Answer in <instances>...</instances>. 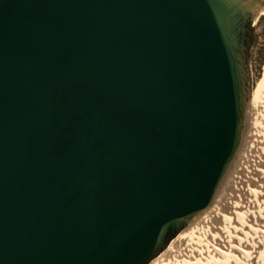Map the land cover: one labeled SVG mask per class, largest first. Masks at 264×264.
<instances>
[{"label":"water","instance_id":"obj_1","mask_svg":"<svg viewBox=\"0 0 264 264\" xmlns=\"http://www.w3.org/2000/svg\"><path fill=\"white\" fill-rule=\"evenodd\" d=\"M264 0H0V264H150L242 148Z\"/></svg>","mask_w":264,"mask_h":264},{"label":"bare ground","instance_id":"obj_2","mask_svg":"<svg viewBox=\"0 0 264 264\" xmlns=\"http://www.w3.org/2000/svg\"><path fill=\"white\" fill-rule=\"evenodd\" d=\"M263 12L264 9L261 10L260 15ZM250 106L247 124L252 109ZM246 140L248 136L245 133L242 147ZM256 163L257 168L253 167L250 176L245 175L247 172L243 174L245 171L238 172L237 181L239 184L242 180L244 182L236 186L231 184L228 192L237 194L236 202L231 196L220 195L221 187L212 205L175 237L167 249L150 264H159L166 260L172 249L188 235L194 249L184 253L177 264H196L205 260H213L217 264H264V161L259 166L258 162ZM234 170L233 173L236 172ZM245 182L252 186H245L243 184ZM254 195L258 198L257 201L253 199ZM227 258L230 260L226 262Z\"/></svg>","mask_w":264,"mask_h":264},{"label":"rangeland","instance_id":"obj_3","mask_svg":"<svg viewBox=\"0 0 264 264\" xmlns=\"http://www.w3.org/2000/svg\"><path fill=\"white\" fill-rule=\"evenodd\" d=\"M251 29H252V42L250 46L249 55H250V68L252 72L253 82H252V96L250 101V105H251L250 109L252 108L251 109L252 115L250 112L246 132H245L246 136H248V140H246L240 153L238 154V157L236 158V161L232 166L228 174V177L223 183L220 194L223 196L227 195L228 197L231 196L234 202L237 201V194L235 195L228 192L229 188H231V184L236 186V184L240 185L241 182H244L242 180L240 181L239 184V181H237V175L245 171L243 174L247 172L245 175L250 176V174L253 172L254 169L253 167H255V169L257 168L256 162H258V166H259L262 163V161H264V152H263L264 151V12L261 15H258ZM246 146L248 147V150ZM248 162H250V164H248ZM237 163L238 165H236ZM248 168H250V170ZM233 170L236 172L233 173ZM243 184L245 186L249 185V187L252 186L248 182H245ZM227 186H228V190H227ZM253 199L257 201L258 198L255 196V198ZM192 249H194V246L193 244L190 243V237L188 235L185 238L181 239L178 245H176L172 249L169 257L159 264H177L180 261L182 255ZM229 260L230 258H227L226 262ZM212 261L213 260H205L203 262H199L196 264H217L215 261L213 262Z\"/></svg>","mask_w":264,"mask_h":264}]
</instances>
